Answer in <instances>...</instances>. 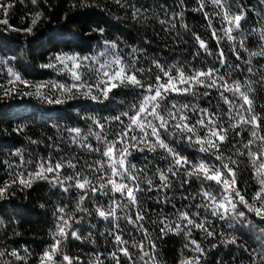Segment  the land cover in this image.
<instances>
[{
	"label": "snow or ice",
	"instance_id": "obj_1",
	"mask_svg": "<svg viewBox=\"0 0 264 264\" xmlns=\"http://www.w3.org/2000/svg\"><path fill=\"white\" fill-rule=\"evenodd\" d=\"M16 2L0 0V25L26 36L35 35L43 12L34 11L26 27L13 28L7 17ZM30 2L40 6V0ZM115 3L127 9L130 18L137 22L148 11L132 0ZM185 3L186 0H178L179 11L157 5L162 19L152 13L161 26L155 38H160L161 32L167 33L162 41L165 47L170 40L181 39L178 32L172 36L177 23L188 28L183 23ZM209 4L211 12L206 10ZM77 6L92 5L79 0L78 5H72ZM196 10L203 14L209 40L215 42L216 48L212 51L209 41L192 31L196 48L192 60L214 57L211 67L196 68L184 61L168 65L158 56L146 59V48L152 43L149 39L142 40L139 47L126 45L127 52L121 47L125 44L122 39H105L99 42L101 50L97 52H60L41 65L66 74L70 82L34 84L10 66L14 57L0 59V68L7 66L8 78L6 84L0 83L3 98L35 97L47 105H63L71 100L104 103L114 101L122 89L137 97L130 110L117 115L101 117L77 111L76 116L86 122V131L81 127L60 129L57 124L51 125L61 135L57 140L47 138L46 148L51 151L46 157L25 160L24 153L17 149L11 155L19 158L18 163L0 161L10 170L6 173L8 180L0 179V202L9 201L17 190L24 192L41 182L74 197L73 201L55 206L52 243L37 257V264H124L123 258H127V264H160L156 240L169 234L188 240L184 247L191 254L182 257L178 264H210L208 257L213 249L232 245L248 254L249 264H264V105H257L255 87L258 84L264 88V65L254 68L250 59L244 66L239 63L243 53L249 51L248 36L242 34V22L249 12L242 0H197ZM214 20L219 21V27ZM90 31L103 35L105 29ZM259 38L264 42V28L259 30ZM224 40L231 42V54L237 63H228L221 47ZM250 56L264 58V43ZM142 60L147 67L141 65ZM236 74H243V78H233ZM253 75L259 79H251ZM23 130L22 126L16 129ZM246 132L248 138L244 140ZM42 142L30 140L32 144ZM255 145L259 147L254 151ZM185 146L192 153L201 154L200 159L183 154ZM229 146L235 149L236 156L247 155L251 162L255 191L250 194L240 186L239 161L226 154ZM146 153L152 154L156 162ZM93 155L97 158H86ZM193 184L198 188L189 192ZM176 192L188 203L177 207L173 202ZM168 207L174 218L164 214ZM152 211H157L156 220L152 219ZM96 219L107 223L106 231L100 235L110 242L111 250L107 254L94 251L92 261L70 255V241L96 243ZM3 223L0 219V225ZM217 224L222 226L219 230ZM244 227L259 233L258 250L240 245L238 237L228 231H241ZM152 231L157 232L156 238ZM194 232L202 233V240L211 238L218 243L206 248L202 240L192 238ZM131 249L138 255L134 256ZM23 252L29 253V249L25 247ZM5 256L13 258L7 264H29L20 250L0 251V258ZM216 264L223 262L217 260Z\"/></svg>",
	"mask_w": 264,
	"mask_h": 264
},
{
	"label": "trees",
	"instance_id": "obj_2",
	"mask_svg": "<svg viewBox=\"0 0 264 264\" xmlns=\"http://www.w3.org/2000/svg\"><path fill=\"white\" fill-rule=\"evenodd\" d=\"M79 4V0H40V6H34L30 0H17L11 9L7 19L13 28H23L29 24V17L34 11H42L43 20L34 29L35 35L26 36L22 32L8 30L4 25H0V59L11 60L10 66L14 67L24 79L34 83L43 82H70L66 74L57 72L55 69L42 68L41 65L49 62L50 58L60 52L72 53L77 52L87 55L90 52L101 50L100 41L105 39H122L125 44L121 45L125 52L129 49L126 45L141 46L144 39L152 40L149 47L146 48V59L158 56L165 64H173L184 61L191 63L196 68L211 67L215 62L214 57L201 56L197 61L192 60V53L196 51L195 42L190 33L201 35L203 39L209 41L210 48L215 51L216 45L214 41L209 40V31L206 27L203 14L197 11V0H186L183 8V23L188 25L185 29L177 23V28L172 32V36L178 32L181 39L176 42H168L167 47L162 42L167 33L161 32L160 38H155V33L161 31V26L156 22L152 13L156 12L159 18H164L160 14L157 5L164 8H176L178 0H132L137 6L144 5L148 11L144 13V18L140 21H133L128 14L127 9H121L116 5L115 0H86L92 6L75 7L73 3ZM247 6L249 12L247 20L242 22V34L248 36L246 46L248 52H244L242 59L239 61L244 66L246 60H251L254 68H260L264 65V58L258 56H250L251 52L259 51L261 43L259 38V30L264 28V0H242ZM207 11L211 12L212 5H208ZM0 15V19H2ZM214 24L219 27V21L214 20ZM93 28H104L105 32L100 35L97 32H91ZM253 28L256 31H251ZM239 39V37H238ZM231 42L221 41V47L225 49L228 56V63L235 64L237 61L231 54ZM259 61V63H257ZM141 65L147 67L144 61ZM218 66V65H217ZM6 67L0 68V83L6 84ZM233 78H243V74H236ZM258 80V75L250 77ZM23 91V86H19ZM258 91L256 93L257 105H264V88L255 85ZM119 95L114 101H105L97 103L88 100H71L63 105H47L43 104L35 97H23L14 95L10 98L0 97V161L7 160L9 162L18 163L19 158L13 157L12 152L19 149L24 153L25 160L40 159L48 156L50 149L46 148L49 143L48 137L57 140L61 133L56 128L51 127L57 124L60 129L65 127H81L86 131V122L80 120L76 116L79 111L82 115L92 114L101 117L117 115L122 111L130 110L133 103H137V97L127 89L118 90ZM215 100L216 98L213 97ZM122 104V106H121ZM259 110V109H258ZM131 114V112H130ZM264 115V113H261ZM125 122H127L125 118ZM23 127L22 132H17L18 127ZM115 126L109 130L111 136ZM248 138L247 132L244 140ZM30 140L43 141L42 143L32 144ZM66 141V136H65ZM259 145L253 146V150H257ZM183 154L200 159L201 154L192 153L187 148ZM243 150V149H242ZM77 153L79 150L77 149ZM235 149L228 147L226 154H232L234 159L239 161V172L241 175L240 186L242 190H246L249 194L255 191V181L251 179L252 165L247 157L236 156ZM155 163L152 154H145ZM71 158V152H69ZM88 159H96L95 155L86 157ZM161 166H164L161 163ZM10 170L0 165V179L8 180ZM198 188L197 184L188 188L189 192H194ZM74 197L70 194H62L56 188L44 182L38 183L33 189L24 192L16 191V195L9 201L0 202V219H3V225H0V251H11L13 249L20 250L21 255L28 257L29 264H37V257L52 243V233L55 230L56 217L53 215L57 204L68 203L73 201ZM180 207L188 201L180 199V193H175L173 201ZM41 205H44L41 207ZM152 205H149L151 207ZM71 207V205H70ZM173 217L171 207L166 209V213ZM151 216L156 220L157 211H152ZM174 218V217H173ZM251 218V217H250ZM96 224L94 229L96 243L82 241H70L68 245L69 254L72 256H80L83 261H92L93 252H104L107 254L111 250L112 245L104 236L100 235L107 229V223L98 219L93 220ZM151 231L152 225H147ZM222 227L217 224V230ZM240 228V225H237ZM87 231V229H85ZM130 231V229L125 230ZM236 235L239 244L257 248L259 235L254 229L244 227L241 231L228 230ZM202 233L194 232L193 237L198 241L202 240ZM153 238L157 237V232L152 231ZM127 239V235L125 236ZM140 237L137 236L136 239ZM188 240L182 235L169 234L163 239L156 240V252L160 264H178L180 259L191 253L184 247ZM203 246L208 248L217 240L209 238L202 240ZM28 248L29 253H24L23 248ZM134 256L138 253L131 249ZM210 264H216L217 260L223 264H249L248 254L244 253L241 247L236 245L220 246L213 249L208 257ZM13 258L5 256L0 258V264H7ZM124 264H127V258H123ZM13 264H21L19 261H13ZM106 264L110 262L106 261ZM137 264L139 262L137 261Z\"/></svg>",
	"mask_w": 264,
	"mask_h": 264
}]
</instances>
